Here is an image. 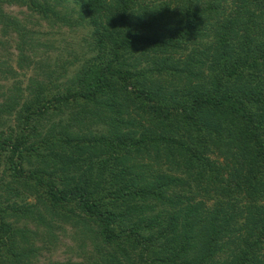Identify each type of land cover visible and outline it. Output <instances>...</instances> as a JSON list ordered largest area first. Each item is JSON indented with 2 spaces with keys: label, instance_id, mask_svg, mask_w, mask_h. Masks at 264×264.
Segmentation results:
<instances>
[{
  "label": "trees",
  "instance_id": "obj_1",
  "mask_svg": "<svg viewBox=\"0 0 264 264\" xmlns=\"http://www.w3.org/2000/svg\"><path fill=\"white\" fill-rule=\"evenodd\" d=\"M5 4L87 48L1 95L0 264L62 225L85 264H264V0H0L26 70L39 33Z\"/></svg>",
  "mask_w": 264,
  "mask_h": 264
},
{
  "label": "rangeland",
  "instance_id": "obj_2",
  "mask_svg": "<svg viewBox=\"0 0 264 264\" xmlns=\"http://www.w3.org/2000/svg\"><path fill=\"white\" fill-rule=\"evenodd\" d=\"M2 9L6 15L24 21L27 28L38 31V41L41 42V45L36 47L31 67L26 70H19L15 64L19 52L17 35L10 33L9 36H3L0 34V63L7 59L8 64L15 71L13 78L7 72L0 74V104L4 98L1 95L12 92L14 85H18L22 90L29 78L35 77L44 80L46 73H51L50 77H55L60 71L58 66L62 59H72V57L79 56L87 48L82 42V38L87 36V29L68 30L63 26H49L43 20L38 21V26H32L31 23L38 19V16L28 12L24 6L5 4ZM25 55L28 53L26 52ZM71 69L68 68L69 71ZM6 119L8 120L7 117ZM7 123L10 124V120ZM54 232L55 242L47 250H41L37 256L36 264L65 261L85 264L88 260H93L90 252L92 247L74 227L62 225L60 230Z\"/></svg>",
  "mask_w": 264,
  "mask_h": 264
}]
</instances>
